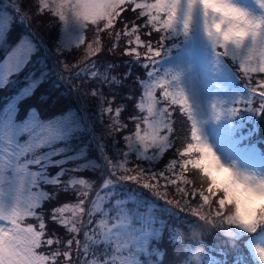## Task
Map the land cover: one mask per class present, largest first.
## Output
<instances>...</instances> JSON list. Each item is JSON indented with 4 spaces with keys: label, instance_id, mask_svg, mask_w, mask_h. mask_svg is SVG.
Listing matches in <instances>:
<instances>
[{
    "label": "snow or ice",
    "instance_id": "6c2138e0",
    "mask_svg": "<svg viewBox=\"0 0 264 264\" xmlns=\"http://www.w3.org/2000/svg\"><path fill=\"white\" fill-rule=\"evenodd\" d=\"M252 3L254 8L241 3V0H39L40 12L49 11L66 26L74 23L80 30L92 32V43L87 44L88 57L104 51V37H110L108 51H115L122 36L127 37V55L134 56L142 64L149 78H138L143 95L135 105L146 115L130 117L135 121V130L124 137L128 151L120 153L122 158L119 161L113 162L104 151V145L97 144L108 174L96 191L95 198L89 201L94 183L74 174L95 170L101 165L86 159V146L76 150L71 141L78 138L80 133H90V125L86 120L82 123L71 111L42 119L35 108H31L24 119L18 120L20 102L33 94L47 72H41L39 78L30 72L24 78L27 84L18 94L6 98L7 103L0 108V264H176L175 261H166V252L153 243L162 238L166 226L164 217L176 215L173 208L183 211L187 207L200 222L209 217H227L226 209L234 206L236 199L227 190L216 187V182L204 170L199 159L210 160L209 167L214 171L234 168L222 163L202 138L200 121L194 114L193 104L182 83L184 71L170 68L160 74L156 65L162 53L167 52L165 41L180 35L188 38L194 26L198 25L208 37L216 62L219 64L230 58L238 63L239 71L248 81H254V86H248L247 104H251V97L257 96L260 104L258 108H250L246 104L245 108L264 113V78L254 75L264 74V0H252ZM127 9L133 11L137 18H146L143 24L136 25L133 21L129 30V24L124 23L122 17ZM14 11L22 19L27 16L19 6ZM14 19L11 12L0 11V45L11 31ZM118 21L124 24L119 31L116 30ZM217 24L221 25L220 32L215 30ZM230 30L243 32L244 36L233 37L231 42H226L223 36ZM154 33L158 35L155 44L151 39L141 38L142 35L152 37ZM78 43H85L82 31ZM35 50L36 45L25 37L0 61V89L9 83H17L10 78L25 68ZM111 67L114 66L108 65L101 72L93 61L76 75L96 79L101 84L121 83L118 77L108 75ZM157 89L160 90L159 97L156 95ZM91 95L103 97L99 90L91 92ZM162 102L164 106H160ZM212 107L216 118L224 114V109L218 104ZM122 110V107L115 108L116 119L113 123L118 126L116 130L127 127L119 120ZM239 110L233 106L229 111L235 115ZM103 111L112 113L114 109L109 106ZM173 111L183 113L191 122L190 142L175 149V158L170 159L162 171L146 173L140 167L128 168L129 155L133 152L138 159L156 162L173 148L174 133L177 131ZM194 148L199 151L194 152ZM52 168L59 171L51 175L49 169ZM190 170L199 173L206 187L193 185L187 175ZM118 172L122 174L117 175ZM101 175H104L103 171ZM233 175L247 185L246 191L264 194V179L250 180L238 171H234ZM65 176L69 178L64 180ZM122 182H133L149 189L159 200L172 207L146 202L140 198V193L131 192L127 194L133 203L149 205L146 213L129 212L126 207L129 201L119 198L105 208L104 205L114 196L120 195L118 186H122ZM44 185L55 186L58 191H76L75 204L65 203L51 212V221L62 226L69 235L66 241L48 231L42 205L53 199L56 193L41 190ZM169 187L174 188L183 205L181 199L169 198ZM230 196L231 205L228 203ZM193 199L196 200L195 207L192 205ZM88 203L90 208H86ZM206 208L207 212L204 211ZM113 209L115 215L110 216ZM97 214L100 219L94 227L87 228L93 224ZM29 218L35 222H27ZM227 220L234 247L231 259L229 252L216 245H208L209 252L216 255L206 254L204 264H264V209L248 219L237 213L227 217ZM85 228L87 230L83 231L82 241L80 233ZM170 240L173 244L179 242V235L170 236ZM101 245L104 246L102 252L99 251ZM124 252L128 255H123Z\"/></svg>",
    "mask_w": 264,
    "mask_h": 264
},
{
    "label": "rangeland",
    "instance_id": "374dc122",
    "mask_svg": "<svg viewBox=\"0 0 264 264\" xmlns=\"http://www.w3.org/2000/svg\"><path fill=\"white\" fill-rule=\"evenodd\" d=\"M20 1L22 0H0V11L11 12L15 17L11 26V31L7 33L6 40L2 45H0V61H3L6 56L19 44L21 39L25 37H27L36 45V50L33 52L25 68L18 75H13L10 78L11 81H17V83H9L5 88L0 89V91H2L0 92V108H3L7 103L6 98L18 94L19 90L27 84V81L24 78L28 76L30 72H34L35 78H39L41 72H47V75H49L51 70L54 69L56 78L61 77V82H63L64 85L70 83L72 86L71 92L74 94L75 100L79 104L77 108L74 107L66 112L55 114L54 112H47L46 108L41 106L37 108L31 106L26 107L24 102L27 98H25L19 104L20 111L17 119H24L28 111L31 108H35L40 113L42 119H49L64 115L71 111L75 113V117L82 123L85 120L87 121L91 127V132L80 133L78 138H74L71 143L76 150L86 146V159L95 161L96 164L101 165L100 168H96L95 170H84L74 174L80 178L89 179L94 183L93 189L88 197V200L91 201L95 198L96 191L99 190V187L103 183L105 176L108 174V169L104 167V161L101 157V153L97 147V144L102 143L104 145V151L113 160V162L119 161L122 158L120 153L128 151L125 140L123 142V147H120L116 144L109 146L107 142L105 143L98 140V134L95 132L96 128L106 127L105 132H109L110 130L108 128H110V126L108 121L111 116V113L106 111H104L106 114L103 115V113L100 111L101 106H93L90 103L94 97L91 95V92L98 90V87L94 88L90 86V84H95L99 81L93 79V81L88 83L90 80H92V78L84 75L78 76L79 81L82 79L85 80V82H79V84L83 83L85 88H76V91L72 85L73 81H70L71 77L77 76V71H80L93 61L96 62L97 68L102 67V64L99 63V58H96L95 56H87V44L92 43V32L87 29L80 30L74 23H69L66 26L63 21L50 12V14H52V16H54L57 20L58 29H56V31H58V39L56 41H52L47 35L44 36L45 38H43L31 27V24L29 21H27V18L22 19L17 13H15L14 8L18 6L16 3L20 4ZM241 3L247 4L252 8L255 7V5L252 3V0H241ZM38 4L39 0H37V3L34 4V8L36 9L35 12L29 10V16H35L39 14H43L45 16L46 13L49 12H40ZM128 11L131 10L127 9L124 13H122L123 19L128 17L130 14ZM142 18L143 17L136 19V21L141 20L136 23V25L143 24L146 18L143 20ZM130 29L131 25H129V30ZM117 30L119 31V29ZM81 31L85 37L84 44L78 43ZM144 31L146 32L147 29H144ZM123 38L127 39V37H122L121 39L123 40ZM141 38L145 40L153 38L152 42L155 44L156 40L158 39V35L154 33L152 37L147 38L146 35H142ZM110 42L111 41L109 38H103L104 49L109 48ZM164 44L167 52L162 53L161 57L158 58L159 62L156 65V68L159 70L160 74H163L164 71L170 68L184 71L185 76L182 83L193 104L194 114L200 121V134L202 138L213 148L216 155L225 165L256 179H264V150L260 149L262 148L261 140H259L260 142L257 145L254 144V142H251L249 139V137L254 133L255 135L259 134V128L261 126L260 123L264 117V113L249 111L245 108L249 98L248 86H254V81H248L243 76V73L239 71L238 63L231 61L230 58H226L222 63L218 64L216 62L214 50L211 44L205 38L204 33L199 29L198 25L194 26L193 32L188 38L180 35L170 38L168 41H165ZM81 48L85 49L81 54L75 56L69 54L73 50H79ZM163 58L170 59H167L161 63ZM41 61H43V63H41ZM65 65H68V67L66 68ZM254 75L256 78H264V74ZM44 80H46V78ZM86 88L87 91H85ZM142 95L143 87L141 86V89L138 91L137 95V103H139L140 97H142ZM156 95L157 97L160 96L159 89H157ZM99 98L101 99L100 96ZM214 104H218V106L224 109V114L219 118H216V116L213 114L212 106ZM259 104L260 101L258 96L251 97V104H247V107L258 108ZM160 106H164L163 102ZM233 106L240 109L235 115L231 114L229 111ZM139 114L146 115V113L143 114L140 111ZM111 118L113 123L116 117L114 116ZM106 119L108 120L105 121ZM131 130L132 131L127 132L125 136L134 132V123ZM156 162L138 159L136 153L133 152L129 155V163L127 164V167L131 168V163H139L144 166H151ZM71 166L72 165H69V167ZM57 171H59V169H49V173L51 175H54ZM102 171L104 172V175H101ZM120 174L122 173H117V175ZM68 178V176H65L63 179L67 180ZM126 184L127 182H122V186H118L120 195L118 197L114 196L112 201H109L104 205L105 208L110 207L112 204H114L115 199L119 198L129 201V203L126 205L129 212L146 213L148 211L149 205L145 203L143 204V207V205L133 203L127 194L131 192L140 193L141 191L131 190V192L125 191V193H123L122 191L124 190V185ZM41 190L48 191L49 193H56L53 199L55 202L57 201V205L60 202H63L62 205L65 203L75 204L77 202L75 190L69 189L67 191H58L57 188L52 185H44L42 186ZM146 192L149 193L146 195V197H143L144 201L156 203L159 202L158 197L154 196L150 190H146ZM73 201H75V203H73ZM160 201L161 203L163 202V200ZM49 202L50 200L45 201L42 207H48L50 205ZM90 207L91 205L88 203L86 208ZM109 215H115V209H113ZM84 219L87 220V216H85ZM99 219L100 215L97 214L93 218V224L88 225L87 228L94 227ZM27 222L34 223L35 221L29 218ZM133 222L135 223V221ZM136 226L138 227L139 225ZM87 228L82 229L80 233V239L82 241V238H84L83 231L87 230ZM66 240L67 239H65V241ZM153 243L155 244V241ZM211 244L216 245V242L212 241ZM225 244L226 241H222L221 243L218 242V246L221 247L220 249H222ZM103 250L104 246L101 245L99 251L102 252ZM111 251L112 249L109 248V252ZM233 251L234 250H229L230 254ZM123 255L126 256L128 253L124 252ZM141 259L144 258L141 257Z\"/></svg>",
    "mask_w": 264,
    "mask_h": 264
},
{
    "label": "trees",
    "instance_id": "16d2710c",
    "mask_svg": "<svg viewBox=\"0 0 264 264\" xmlns=\"http://www.w3.org/2000/svg\"><path fill=\"white\" fill-rule=\"evenodd\" d=\"M22 1H20L21 2L20 4L19 3L16 4H18V6L21 8L22 12H26V13L28 12L26 18L27 21L30 22L31 27L43 38H45L44 36L47 35L52 41L53 40L56 41L58 39V31H56V29H58L56 18L52 16L50 12L46 13L45 16L43 14L29 16V10L32 12H35L36 10L34 8V4L37 3V0H22ZM128 12H130V14L128 15V17L123 19L124 23L131 25V22L133 21L135 22V24L141 21V20L136 21L137 16L135 15L134 12L131 11ZM143 19L144 18H142V20ZM123 27L124 24L118 21L116 24V30L117 29L121 30ZM147 37L148 36L146 35V38ZM105 38L110 39V37H105ZM149 39L153 40V38H149ZM127 47H128L127 39L123 38V40L122 39L120 40L119 45L116 47L115 51H108V49H104V51H102L97 56H95L96 58H99L100 60L99 63L102 64V67L98 68L101 72L105 71L108 65H113L114 67H111L108 70V75L116 76L122 81L119 84L116 83L101 84L100 82H97L95 84H90V86L94 88L98 87V90L103 93V97H101V99L99 98V96H94L90 103L93 106L94 105L101 106L100 111L101 113H103V115L106 114L103 111L104 108L111 106L114 109V111L112 112L113 114L111 113V116L108 121V124L110 126V128L108 129L110 131L105 132L106 127H97L95 131L96 134H98L97 135L98 140L105 143L107 142L109 146L116 144L119 145L120 147H123L125 135L127 134V132L132 131L131 128L133 126V123L135 124V121H133L130 117L133 115L143 116L142 114H139V109L135 107L138 100L137 99L138 91L141 89V85L138 82V78L145 80L148 79V77H146V70L142 67V64L138 62L134 56L127 55L126 53ZM84 50H85L84 48H81L79 50H73L69 54L74 56L79 55ZM141 59H143V57ZM149 70H151V68ZM71 80L73 81L72 85L75 91L76 88H85L83 83L79 84V82H85L84 79L79 81L78 76H73L70 78V81ZM91 81H93V79L90 80L88 83H90ZM71 91H72V86L70 85V83L64 85L63 82H61V77L56 78L53 69L51 70L50 74L47 75L46 80H44L42 83L38 85V87L35 89V91L31 96L27 97V99L24 102L25 103L24 105L26 107L31 106L36 108L40 106L45 107L47 112H54L55 114L63 113L70 110L71 108L74 107L77 108L79 105L75 100L74 94ZM85 91H87V88L85 89ZM129 97H131V99H129ZM117 107L123 108L121 115L119 117L120 123L127 125V127H124L123 129L120 128L119 130H116L118 126L112 123V118H111L115 116V108ZM173 117H174L175 129H177V131L174 133L173 148H170L164 154V156L153 165L144 166L139 163H131L130 164L131 169H136L137 167H140L143 168L146 173L162 171L166 168V165L170 161V159L175 158V149L187 142H190L191 122L187 119V117L183 113H178L173 111ZM107 120L108 119H106L105 121ZM260 124L261 126L259 128L260 129L259 134L255 135L254 133L252 136L249 137V139L251 142H254V144L257 145L260 142L259 140H261L262 148L260 149L264 150V146H263L264 117ZM187 175L188 178L193 181V185H195L196 187L198 188L201 186L206 187V185L202 184L201 177L196 170H190L187 173ZM161 182L162 184L164 183L163 180H161ZM153 183H155V181H153ZM188 187L191 188L192 185H188ZM131 190H137V191L140 190L141 199L143 200H144L143 197H146V195L149 193L146 192V190L149 189H145L133 182H127V184L124 185V190L122 192L123 193H125V191L131 192ZM168 191H169L170 199H181L180 197L176 196L173 187H169ZM158 201H159L158 204L161 206L172 207L171 205H166L164 200L162 203L159 199ZM49 203L50 205L48 207L47 206L42 207L45 213V220L48 224L49 233L50 234L55 233V235L61 237L62 240L68 239L69 235L67 234L66 230L62 226L51 221L50 219L52 209H54L57 206H61L63 202H60L57 205V201L55 202L54 199H51ZM73 203H75V201H73ZM181 204L183 205L182 199H181ZM192 205L193 207L196 206L195 199L192 200ZM148 210H149V206H148ZM204 211L207 212L208 209L206 208ZM173 212L176 215L170 217L169 216L164 217L166 221L165 230L162 234V238L159 241H155V244L166 252V256H165L166 261L168 262L175 261L176 264H183V262H185L188 259L189 252L192 249L199 247V248H203V255L201 257L200 264H204L203 257L206 254L216 255V253L214 252L212 253L209 252L208 245H212L211 244L212 241H215L217 246H218V242L221 243L222 241H226V244L224 245V247H222V249L227 252H229V250H234L230 238L223 235L219 230L208 227L203 222L198 221L196 217L192 216V214L189 212L187 207H184L183 211H181V208H173ZM190 225L193 226L190 227ZM194 230L200 232L199 238H194L192 236V232ZM173 235H179V242L175 244L172 243V241L170 240V236ZM201 241H203V243H200ZM218 248L221 247L218 246ZM177 253L179 254L177 255ZM229 259H231V254L229 256Z\"/></svg>",
    "mask_w": 264,
    "mask_h": 264
},
{
    "label": "clouds",
    "instance_id": "9594fccd",
    "mask_svg": "<svg viewBox=\"0 0 264 264\" xmlns=\"http://www.w3.org/2000/svg\"><path fill=\"white\" fill-rule=\"evenodd\" d=\"M215 30L216 32H220L221 25L217 24ZM243 36V32L230 30L229 32L224 34L223 39L226 42H231L233 37ZM205 38L208 40V37L206 35ZM198 151L199 149L194 148V152ZM197 159H199V157H197ZM199 162L204 166V170L211 174L212 179L216 182L217 188L227 190L232 194V196L235 197L236 204L226 209L227 217H233L238 213L240 217L248 219L250 215H254L258 212V210L264 209V194H257L251 191H246L247 185L237 180L236 176L233 175V172L236 171L235 169L223 168L219 171H214L211 167H209L210 160L199 159ZM247 176L250 178V180L254 178L249 175ZM234 180L236 181L235 183H233ZM225 186H227L226 189ZM232 196L229 197V205L232 204ZM227 217H222L220 219H212L211 217H209V219L204 220L203 223L208 227L219 230L223 235L230 238L231 229L229 227V221L227 220ZM192 236L194 238H199L200 232L194 230L192 232ZM202 255L203 248H194L189 252V257L184 262V264H200Z\"/></svg>",
    "mask_w": 264,
    "mask_h": 264
}]
</instances>
